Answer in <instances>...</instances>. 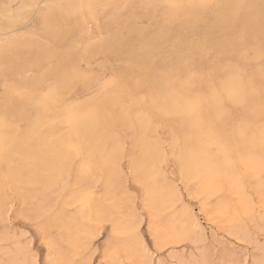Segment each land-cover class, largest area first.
<instances>
[{
	"label": "rangeland",
	"instance_id": "rangeland-1",
	"mask_svg": "<svg viewBox=\"0 0 264 264\" xmlns=\"http://www.w3.org/2000/svg\"><path fill=\"white\" fill-rule=\"evenodd\" d=\"M19 1L0 0V16H2L0 17L2 18L0 19V35L5 34L4 36L9 37L15 32V35L18 33L23 35L20 36L18 34L20 37L16 36L19 41L12 38L13 42L10 41L11 39L5 42L7 44L11 42L10 44L13 45L8 51L5 50L6 45L4 44L3 46L4 42L0 43V49L4 47V50H0V75L2 76H0V119L1 117L7 118L12 129L16 131L10 132L7 135V138L12 137L11 149L13 151L5 157V161L0 158V183L7 181L4 177L10 175V171L15 172L23 168L34 169L36 167L40 170L51 168L58 171L67 167L71 170L81 169L84 166V160L81 155H77L69 146L67 147L68 136L66 135L67 131L64 125L61 128V131L64 133L62 136H41V139L45 140L47 138V145L41 143L43 140L40 137L31 139L28 135L20 134L23 133L26 125L34 118V111L32 107L25 106L22 99L16 95L18 93L14 90L11 91V88L13 89L14 86L24 87L22 84H28V88H36L38 101L40 99H49L50 93L54 90L63 92V102L59 106V114L65 115L68 112L66 109L70 111L74 110L75 112H88L96 108L94 106L97 105L99 99L115 92L116 84L118 86L123 83H133L136 85L145 83L146 81L162 82L172 75L174 77L186 76L190 67L193 66H186L184 62L188 60L193 51L203 41L200 35L187 31L184 33L181 45L179 44L181 30L185 27L193 26L191 18L196 11L194 7L186 3L180 4L177 9V7L171 8L167 2H163L162 5L160 2H154L150 5L146 4L149 0H131L129 8L121 9L118 12L121 3L113 2L114 0H96L94 8L98 7L96 9L100 13L96 18L94 15L91 18L93 12L89 9H84V6H87L88 2L86 0H77L73 6L74 15L72 14L68 18V24L64 25L65 27L62 25L49 27L47 24L49 19L46 7L39 10H29L26 6L36 3L37 0ZM40 2L43 3L45 0H40ZM219 3L223 4V1L220 0L217 2V5ZM249 4L254 11L264 9V0H250ZM205 5L206 8H209L210 1H207ZM180 8L183 12H180V16L178 17L176 16L177 10ZM15 9L18 12L20 11L21 17L11 20L8 16L10 11ZM168 9L175 12L174 16L167 17L164 14ZM87 10L90 11L88 13L91 15L87 13ZM112 11L121 14L123 17H128V13H131V23H129V26L125 27L123 23L117 24L114 22L110 17L113 13ZM85 17L87 18L85 19ZM231 17V14L226 16V18ZM45 20L47 21L46 23ZM195 24V27L202 26L200 23ZM198 30L200 29L198 28ZM8 32L12 33L6 34ZM36 37L40 38L37 39ZM101 37L103 39H100ZM27 38H31V41H27ZM33 38L36 41H33ZM29 42L30 44H28ZM250 54L249 51L246 52V55L250 56ZM213 57L214 53L206 50L203 52V57H199L198 60L209 63L213 61ZM231 58L232 54L225 53L219 59L221 62L227 63ZM73 70L78 71L74 72ZM249 70L250 68L247 69V72ZM85 74H87V80L85 79ZM18 75L19 77H17ZM100 78L114 79L116 84L115 86L113 84L103 93H99L95 86V81ZM32 79L35 81L34 83H32ZM150 87L143 88L136 85V87L131 89L133 98L137 97L138 99L136 102H133V98H127L121 105V109L127 110L129 113L134 114V116L123 122L122 126L119 125L120 128L113 127L111 137L102 135L99 139L102 146H105L111 152H115L114 154L117 156L114 166L121 170L124 181V183L119 184L123 187L126 194L127 207L130 206V209L137 214L136 221L139 222L137 227L140 231L141 239L145 244H153V234L154 230L158 227L159 220L163 221L164 217H169L171 212H173V215H177L178 222L184 225L187 224L185 222V220L187 221V215L183 210V208H186L198 220L197 222L202 228L201 239H179L176 242H169L168 240L164 241L161 233V236L158 235V237L160 241L162 240L161 244L164 245L165 249L178 248L179 254L181 256L186 255L188 258L197 257L201 259L200 254L203 253L209 254L208 258L210 260L223 259L230 253L249 261L257 258L259 256L257 249L261 244H264V207L257 205L258 197L251 189L256 183L249 181V183H245L246 188H242L246 196L256 203L253 204L257 217L256 222L246 223L244 231L245 233L247 231V237H244L243 234L231 236L225 227L223 228L219 225L224 229L222 230V228L216 225L215 221L213 222V220L206 216V212L203 213L205 211L203 206L208 203V206H206L209 209H214L219 200L227 198L229 201L234 202L238 199V194L236 193V196L232 195L234 192L228 189L229 187L226 183H224L220 193L218 191L217 194L215 192L208 194L201 193L200 189H198V184L194 181L188 183L181 181L179 168L176 163L178 158L173 153V144L178 141L182 134L181 126L175 118L169 117L168 120L165 118L161 119L157 115L160 108L155 104L148 105L149 96L154 94V92L160 93L161 91L158 85L153 88ZM40 94L44 95L41 96ZM64 105L67 107H64ZM95 126L97 129L99 128L98 125ZM2 130L3 128L0 124V133ZM16 138H20L21 142L19 140L16 142ZM38 140H41V142ZM20 143H23L22 145H25L26 149H29L28 153L20 154L21 151L19 149H22ZM61 143H64L66 148L62 147ZM59 146H61L60 149ZM38 150L44 151L47 155L45 156L43 152L39 153ZM47 156H49L50 160L46 158ZM29 158H32L31 161L28 160ZM38 158L41 160H37ZM25 160L28 161L26 162ZM151 161H158L156 166L160 167L167 181L169 180L170 186H175V190L177 189L176 191L179 193L178 202L171 207L168 206V209L164 210L162 214H159V212L161 206H164L163 203L165 201L154 202L152 200L154 198H148L147 204L152 205L154 211L158 214H155L153 211L150 212L149 208H145L146 197L144 188H142L143 185L136 174L133 173L135 169L146 165H153ZM21 163L23 166H21ZM87 165L88 162H86ZM65 176L56 174L57 179L65 178ZM66 184L67 186L62 191H60L59 186H47L45 190L46 195L51 196L52 199L57 198L58 195L67 198L69 195L68 191L81 190V185H76L75 183ZM102 184L104 185V183H92L88 188L83 187L82 190L85 192L86 189L94 193L97 198H102L105 193V185L103 186ZM260 188L264 190V187ZM57 191L63 193L61 194ZM213 194L215 195L213 196ZM9 199L10 206H7V213L9 215L6 213L7 221L4 224H0V264H15L17 260L22 261L27 258V250L21 246L24 239L29 240L33 251L45 260L48 258V242H51L54 264L55 262H59V264H66L67 262L74 264H82V262H87V264H134L133 255L142 250L137 239L121 236L114 230L109 220L102 219L100 221L87 222L92 235L84 243V248L75 253L74 257L72 249L75 246L72 248L68 231L65 227L59 225L53 211L46 209L48 203L43 196H36L35 220L27 219L23 214L24 206L14 198L12 199L11 196ZM204 199L209 201L206 202ZM209 205L211 206L209 207ZM77 207L79 208L78 204L70 206L69 209L67 208L68 213L73 214L76 212L74 209ZM109 207L110 203L106 201L103 207L104 211L108 212ZM169 209L170 211H168ZM150 225L152 226L151 232L149 231ZM163 254V252H157V261ZM13 259L15 260L13 261Z\"/></svg>",
	"mask_w": 264,
	"mask_h": 264
},
{
	"label": "bare ground",
	"instance_id": "bare-ground-1",
	"mask_svg": "<svg viewBox=\"0 0 264 264\" xmlns=\"http://www.w3.org/2000/svg\"><path fill=\"white\" fill-rule=\"evenodd\" d=\"M75 1L77 0H45L43 3L48 5L45 9H47L46 12L48 13L49 21L47 24L49 27L67 25L68 18H70L72 14L74 15L75 11L73 10V6ZM86 1L88 5H92L93 7L88 8L87 5L84 6V9L91 10L93 12L92 15L88 13L90 12L88 10L87 13L91 15V18L93 15L96 18L100 13L96 9L98 7L94 8L96 0ZM207 1H210L209 8H206L205 5ZM219 1L220 0H149L146 3L151 5L154 2H160L162 5L163 2H167L171 8L177 7V9L182 3L194 7L196 11L191 18L193 26L185 27L181 30L179 34V44L181 45L184 39V33L187 31L200 35L203 41L202 44L193 51L188 60L184 62L186 66H193H189L190 69L186 76L174 77V75H172L162 82L146 81L145 83L136 85L143 88L158 85L161 91L160 93L154 92V94L149 96L148 105H157L160 108L157 115L160 116L161 119L165 118L168 120L169 117L175 118L181 126L180 129L182 130V134L178 141L173 144L174 156L178 158L176 163L179 168L181 181L187 183L194 181L198 184L197 186L199 188H196L200 189L201 193L208 194H212V192L217 194L218 191L220 193L224 183H226L229 187L228 189L234 192L232 195L236 196L235 194H238L239 197L234 202L221 197L223 199L219 200L216 206L214 205V209H209L207 207L208 203L206 202L209 200H205V197L204 201H206L205 203L207 206L205 204H203L205 206L202 205L205 209L203 213L206 212V216L213 220V222L215 221L217 223L216 225H220L223 228L225 227L226 231L228 230L231 236L243 234L244 237H247V231L246 233L244 231L245 225L246 223L256 222L257 217L253 208L255 201L249 199L242 189L246 188L245 183H249V181L256 183L251 189L258 197L257 205L264 207V190L260 188L264 187V9H256L257 11H254L249 4L250 0H222L223 4L219 3L217 5ZM113 2L121 3L118 12L121 9H127L131 6V0H114ZM19 12L16 9L10 11L8 16L10 17L9 19L12 20L13 18L21 17V13ZM180 12H183L181 8L177 10L176 16L179 17ZM128 14V17H123L121 14L113 12L110 17L117 24L123 23L126 27L131 23V13ZM164 14L167 17H172L175 12L168 9ZM228 14H231L232 17L226 18ZM86 18L87 17H85V19ZM195 23H200L202 26L195 27ZM198 28L200 30H198ZM9 33L12 32L6 34ZM12 34L13 35L9 37L4 36L5 34H1L0 43L4 42V46V44H7L5 42L9 39H11L10 41H12V38L16 40V36L19 33L17 35H15L16 32ZM19 35L18 37L23 36ZM20 39L22 40V38ZM32 40L36 41L34 38ZM27 41H31V38ZM28 44H30V42ZM0 50H4V47ZM206 50L214 53L212 62L204 63L198 60L199 57H203V52ZM248 51L251 53L250 56L246 55ZM225 53L232 54V58L227 63L221 62L219 59L221 55ZM248 68H250L249 72H247ZM75 75L77 74L75 73ZM17 77H19V75ZM34 82L35 81L32 79V83ZM115 84L116 83H114V86ZM22 85L24 87L14 86L13 89L11 88V91L14 90L18 93L16 95L22 99L25 106L33 108L34 118L26 125L23 133L20 134L28 135L31 139H36L37 137L41 139V136H62L64 133L61 131V128L64 125L67 131L66 135L68 136V143L66 142L67 147L69 146L77 155H81L84 160V166H82L87 168L88 171L85 174H81V169L71 170L68 167L58 171L51 168L40 170L36 167H34V169L23 168L15 172L10 171V175L4 177L7 181L5 183H0V224H4L5 221H7L6 213L10 196L24 206L23 214L27 219L35 220L36 196L39 195L46 199L48 203L46 209L53 211L59 225L65 227L68 231L67 233L72 248L75 246L72 249V251H74V257L75 253H78L84 248V243L88 240L89 236L92 235L87 225L88 221L93 222L107 219L112 223L114 230L121 236H128L132 239L135 238L129 226L136 222L137 214L130 209V206L127 207L126 205V194L123 187L119 184L124 183L121 170L114 166L117 156L114 154L115 152H111L107 150L105 146H102L99 139L102 135L111 137V130L113 127L116 126L120 128L119 125L122 126L123 122L134 116V114L129 113L127 110H122L121 105L127 98H133L131 89L136 87V85L133 83H123L118 86V84H116L117 87L115 92L99 99L97 105L94 106L96 107L95 109L92 107L93 110L88 112H81L80 110H78L80 112H75L74 110L70 111L66 109L68 112L65 115L59 114L58 111L59 106L63 102V92L61 93L54 90L50 93L49 99L46 98V101L40 99V101H38L36 88H28V84ZM40 95L39 97L41 98L44 94ZM137 99L138 98L135 97L132 100L136 102ZM64 107L67 106L64 105ZM80 107L82 108V106ZM4 121H8V119L1 117L0 124L3 130L0 133V142H6L7 147L6 149L0 150V158L5 161V157L12 153L13 150L11 149L12 137L7 138L4 134L7 132L9 135L10 132L16 131L12 129V126L10 128H5ZM95 125H98L99 128L97 129ZM19 139L16 138V142ZM46 139L47 138H45V140L41 139L43 142H41V140L38 141L46 144ZM22 144L20 143L22 149L18 148L21 153L17 149L16 150L20 154L28 153L29 149H26V146L24 145V147ZM61 144L62 147L66 148L64 143ZM61 146H59V149ZM38 152L44 153V151L39 150ZM52 153L50 154L52 155ZM44 155L46 156L47 153H44ZM46 158L50 160L49 156ZM24 159L26 158L24 157ZM31 159L29 158L28 160L31 161ZM39 159L40 158L37 160ZM86 162H88L87 166ZM157 162L158 161H151L153 165H146L135 169L133 173L136 174L140 183L143 185V187L142 185L141 187L144 188L145 191V208H149L150 212L153 211L155 214H158L154 211L152 205L150 206L149 203L147 204L148 198H154L152 199L154 202L165 201L163 205L166 207L161 206L160 209L162 211L160 210L159 212V214H162L164 210L168 209V206L171 207L178 202L179 193H177V189L175 190V186H170L169 180L167 181L163 171L160 167L156 166ZM21 166H23V164ZM56 174L59 176H66L65 178L57 179ZM66 183L81 185V190L68 191L69 195L67 198L60 197L58 193V197L55 199L46 195L45 190L47 186L56 185L59 186L60 191H62V189H65L67 186ZM92 183H104L105 193L102 198H97L94 193L86 189L85 192L82 190L83 187L88 188ZM215 194H213V196ZM164 197L166 198L165 200ZM106 201L110 203L108 212H105L103 209ZM75 204H78L79 208L77 207L78 209H74L76 212H72L73 214H69L67 208L69 209L70 206H74ZM210 206L211 205H209V207ZM183 210L187 215V221L185 220L187 224L184 225L178 222L177 215H173V212H171L169 217H164L163 221L159 220L158 227L154 230V233L159 236H161L162 233L161 237H163L164 241L168 240L169 242H176L179 239L200 240L202 237V228L197 222L198 220L195 219L194 215L190 213L188 209L183 208ZM168 211H170V209ZM223 228L222 230H224ZM237 237L236 239H238ZM200 255L202 260H210V258H208L209 254L203 253ZM133 256L134 264H141L145 259L142 250L135 253ZM14 260L15 259H13V261ZM66 264L74 263L67 262Z\"/></svg>",
	"mask_w": 264,
	"mask_h": 264
},
{
	"label": "snow or ice",
	"instance_id": "snow-or-ice-1",
	"mask_svg": "<svg viewBox=\"0 0 264 264\" xmlns=\"http://www.w3.org/2000/svg\"><path fill=\"white\" fill-rule=\"evenodd\" d=\"M48 7L37 0L36 3L27 5L29 10H39L41 8ZM88 8H92V5H88ZM43 15V14H41ZM47 21L45 20V23ZM39 39L40 37H36ZM100 39H103L102 37ZM95 42V41H93ZM13 47L11 44H6L5 50L8 51ZM87 74H85V79L87 80ZM115 83L114 79L108 78H100L95 81V86L98 89L99 93H103L109 87H111ZM4 127L10 128L11 125L8 121H4ZM5 137H7L8 133L6 132ZM6 142H0V150L6 149ZM88 171L87 168L81 167V174H85ZM86 199V197H85ZM83 202V201H82ZM138 221L131 224L129 227L131 231L134 233L135 238L139 241L140 247L143 251L145 259L141 262V264H264V244H261L257 251L259 252V256L257 258L249 261L248 259H242L234 254L226 255L223 259H212V260H202L197 257L188 258L186 255L181 256L179 254L178 248H167L165 249L164 245L160 243V239L158 235L153 234V244H145L144 241L140 237V231L138 230ZM149 231H152V226H149ZM21 246L27 250V258L22 261H16L15 264H54L53 262V252H52V243L48 242V258L47 260L43 259L41 256L37 255L35 251H33L32 244L29 240H22ZM157 252H163L164 254L157 261L156 255ZM55 264H59V262H55ZM82 264H87V262H82Z\"/></svg>",
	"mask_w": 264,
	"mask_h": 264
}]
</instances>
